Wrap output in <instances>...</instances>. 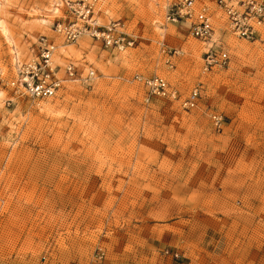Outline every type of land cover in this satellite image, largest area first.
<instances>
[{"label": "rangeland", "instance_id": "obj_1", "mask_svg": "<svg viewBox=\"0 0 264 264\" xmlns=\"http://www.w3.org/2000/svg\"><path fill=\"white\" fill-rule=\"evenodd\" d=\"M71 1L0 0V264H94L100 247L109 264H264V31L203 41L167 20L169 0H105L102 20L135 43L67 41L55 24L74 19ZM41 35L62 67L93 66L91 85L16 95L14 57ZM214 41L230 61L205 70ZM136 73L167 77L176 97L146 102Z\"/></svg>", "mask_w": 264, "mask_h": 264}, {"label": "built area", "instance_id": "obj_2", "mask_svg": "<svg viewBox=\"0 0 264 264\" xmlns=\"http://www.w3.org/2000/svg\"><path fill=\"white\" fill-rule=\"evenodd\" d=\"M105 0H73L69 10L74 19L59 21L55 30L62 33L67 41L77 40L87 34L101 40L106 46L123 49L132 46L136 36L127 31L122 21L104 22L101 9L97 5ZM167 19L175 24L185 26L190 33L200 40H211L216 32L219 18H223V27L238 37L258 39L264 31V0H169L167 3ZM210 44L205 51L204 68L225 66L230 61V52L219 42ZM162 52L173 66V57L179 53L177 48H170L165 41L160 42ZM57 44L47 35H41L34 48L32 56L17 58L14 75L7 81L13 92L33 98H46L55 95L70 82H80L91 85L96 75V69L90 66L83 72L78 65L70 60L63 67L55 62L54 52ZM133 80L146 87L145 101L154 96L176 97L177 89L170 80L161 74L146 75L136 73ZM199 94V87L192 89L186 105H194ZM216 123L221 122L220 116L214 114ZM165 253L179 257V252L165 249ZM94 264H109L106 251L100 247L95 255Z\"/></svg>", "mask_w": 264, "mask_h": 264}, {"label": "bare ground", "instance_id": "obj_3", "mask_svg": "<svg viewBox=\"0 0 264 264\" xmlns=\"http://www.w3.org/2000/svg\"><path fill=\"white\" fill-rule=\"evenodd\" d=\"M61 2V1H60ZM71 3V2H70ZM59 4V3H58ZM68 6H69V4H68ZM103 6H104V2H102L101 4H100V7L97 5V9H101V12L103 13L104 12V10H103ZM58 7V6H57ZM56 9V8H55ZM59 11V10H58ZM167 12V11H166ZM102 13H101V16H102ZM166 18H167V16H166ZM168 20V19H167ZM169 21V20H168ZM220 24H222V23H220ZM223 25V24H222ZM217 26H218V24H217ZM0 27H4V21H2V19L0 20ZM217 28H219V26L217 27ZM6 34V38H7V40L10 42V43H13L12 42V38H11V33L10 32H6L5 33ZM62 34V33H61ZM215 34V33H214ZM82 37V36H81ZM212 40V39H211ZM210 40V41H211ZM204 41V40H203ZM15 48V47H14ZM19 48V47H18ZM18 50V49H17ZM15 52V51H14ZM56 55H57V48L55 49V52H54V60H55V62H57L58 63V61H57V59H56ZM32 56V55H31ZM17 58H20V56L19 55H15V57H14V62H13V67H14V70H15V68H16V66H15V63H16V60H17ZM70 61V60H69ZM68 61V62H69ZM60 64V63H59ZM81 69V68H80ZM205 70L207 69V68H204ZM82 70V69H81ZM80 83V82H79ZM78 83V84H79ZM71 84V83H70ZM73 84H75V83H73ZM68 86V85H67ZM70 86V85H69Z\"/></svg>", "mask_w": 264, "mask_h": 264}]
</instances>
